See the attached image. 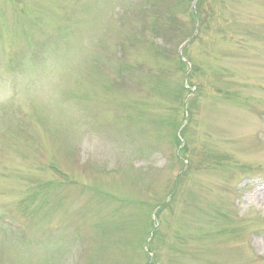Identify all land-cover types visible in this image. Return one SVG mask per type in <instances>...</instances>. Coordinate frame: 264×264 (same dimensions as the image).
<instances>
[{
    "label": "rangeland",
    "instance_id": "obj_1",
    "mask_svg": "<svg viewBox=\"0 0 264 264\" xmlns=\"http://www.w3.org/2000/svg\"><path fill=\"white\" fill-rule=\"evenodd\" d=\"M0 264H264V0H0Z\"/></svg>",
    "mask_w": 264,
    "mask_h": 264
}]
</instances>
